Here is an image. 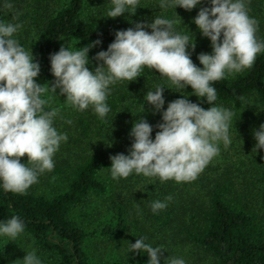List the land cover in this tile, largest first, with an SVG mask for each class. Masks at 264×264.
<instances>
[{
  "label": "trees",
  "instance_id": "obj_1",
  "mask_svg": "<svg viewBox=\"0 0 264 264\" xmlns=\"http://www.w3.org/2000/svg\"><path fill=\"white\" fill-rule=\"evenodd\" d=\"M27 2L0 0V22H14L13 9L23 8ZM6 3L13 7L5 8ZM251 6L259 9L256 4ZM204 7L210 8L211 0H201L189 11L199 13ZM149 11L144 4L138 5L134 14L129 11V24L132 27L138 23L147 25ZM98 15L99 6L93 0H57L55 9L48 3L42 10L34 8L27 15L35 18L28 28L35 32L30 49L33 62L40 65L37 83L42 86L53 84L55 77L51 72L50 56L62 46L79 50L99 40L100 43L88 52L87 67L94 70L103 63L95 57L100 51H107L118 30L100 23ZM24 23H27L26 19ZM173 31L176 33V30ZM256 37L264 42V28H257ZM188 52L193 63L203 68L202 64L192 59L191 51ZM158 86L165 88V103L161 110L156 111L153 105L147 103L145 96ZM212 86L217 93L214 106L240 112L254 96L264 107V52L257 55L253 67L235 75L226 74L224 79ZM109 93L106 104L110 111L104 119L95 113L91 105L83 111L79 110L82 136L79 138V162L41 173L40 181L23 194L5 191L0 182V224L13 216L19 217L25 226L23 232L35 240L47 264H149L147 253L131 252L130 244L137 239H144L153 247L156 244L143 222L137 219V211L124 199L125 179H113L110 157L121 153L129 155L134 142L130 135L134 123L143 118L150 125H159L163 122V111L177 99L186 97L205 110L213 106L206 98L197 97L191 86L179 89L167 77L147 67L135 81L123 80L110 85ZM41 98L48 100L45 111H51V91ZM124 107L132 111L128 121L114 116ZM261 117L264 118V113ZM103 127H116L113 129L116 130L115 139L89 152L86 144L90 145L91 141L88 140H92L93 133L103 130ZM256 156L257 188L239 181L241 160L231 165H227V161L212 163L202 178L198 175L194 180L203 182L206 192L196 198L192 196L187 204L181 195L185 191L177 192L173 182L169 181L160 188L161 197L166 199L170 196V203L154 213L151 205L155 201L151 200L146 219L154 220L160 225L159 229L167 230L178 222L180 240L175 242L172 239L168 247L162 248L163 251L158 254L159 264H169L176 249L187 243L206 251L214 264H264V149ZM21 162L28 165L27 157H22ZM184 183L187 186V182ZM150 187L157 189L159 186L150 184ZM257 189L260 190L255 193ZM162 199L159 201L162 202ZM127 238L129 243L125 246Z\"/></svg>",
  "mask_w": 264,
  "mask_h": 264
},
{
  "label": "clouds",
  "instance_id": "obj_2",
  "mask_svg": "<svg viewBox=\"0 0 264 264\" xmlns=\"http://www.w3.org/2000/svg\"><path fill=\"white\" fill-rule=\"evenodd\" d=\"M108 17L123 15L126 9L132 14L138 0H111ZM201 0H161V8L180 6L193 9ZM11 9L12 4L6 3ZM203 36L208 37L212 54L198 56L203 68L197 67L190 58L188 47L195 49L188 35L173 31L175 21L155 18L150 25L136 24L135 29L117 31L115 40L107 51L97 53L102 61L89 70L88 52L92 45L79 50L62 46L50 56L54 84L36 82L40 65L32 52L26 51L13 38L21 24L0 22V182L5 191L23 194L38 181V175L54 168L53 156L66 134L53 127L59 109L45 111L48 100L42 95L60 89L66 95V103L83 111L90 105L104 119L110 108L106 104L109 86L117 81H135L145 67L167 77L179 89L191 86L193 93L206 98L211 105L205 110L191 103L186 97L168 104L162 113V123L157 125L155 139H151L152 126L143 118L134 123L130 135L134 138L130 154L111 156L113 179L127 178L132 173L145 177H159L163 181H194L210 161L219 154V142L230 145L229 126L233 112L214 106L217 99L214 82L225 75L239 73L253 67L256 57L264 52V42L256 37L258 22L248 15L245 0H211V7L201 8L194 20ZM151 28V33L145 31ZM221 35L223 39L221 40ZM158 86L148 91L145 100L159 111L164 106L163 90ZM71 123V121H68ZM257 144L253 150L264 149V124L254 133ZM27 157L28 166L21 162ZM170 200L171 197H167ZM165 202L155 201L151 208L155 213L165 209ZM24 224L17 216L0 224V234L11 239L24 231ZM160 247H153L137 239L130 244L131 252H146L149 264H159ZM23 264H41L35 252L23 258ZM169 264H185L183 259H171Z\"/></svg>",
  "mask_w": 264,
  "mask_h": 264
},
{
  "label": "rangeland",
  "instance_id": "obj_3",
  "mask_svg": "<svg viewBox=\"0 0 264 264\" xmlns=\"http://www.w3.org/2000/svg\"><path fill=\"white\" fill-rule=\"evenodd\" d=\"M56 2L57 0H28L23 8L13 9L15 15L12 24L22 25V27L14 34L13 38L16 39L19 45L24 47L26 51H31V44L35 37V32L28 28L30 27L29 23L34 22L35 18L34 16L27 17V15L31 14V12L34 11V8L42 10L43 7L48 6V3L53 9H55ZM93 2L97 3L99 6L98 20L103 25L110 26L118 31L127 30L129 28L135 29V27H132L129 24V11H131V9H126V12L121 16L110 18L107 13L113 7L111 0H93ZM167 3L171 5L172 0H167ZM252 3L259 6V9H254L251 6ZM142 4L147 6L150 10L148 13L147 25H150L157 17L173 20L175 21L173 24V30H176V33L178 34L188 35L190 42H195L194 50L191 45L188 47V50L191 51L192 54L191 57L195 62L201 64L198 59V56L201 53H213L210 39L202 35L198 26L194 22L198 13H192L180 6H177L176 8L173 6L161 8V0H138L137 6ZM245 4L248 8V15L257 20V28L262 30L264 28V0H245ZM25 19L27 20L26 24L24 23ZM144 30L149 32V34L152 31L150 27H145ZM235 74L237 73H233L232 75ZM51 101L50 110L53 108L59 109L58 115L54 118L53 127L58 133L67 135V140L61 142L58 151L53 156L54 167H65L67 163L75 165L77 161L79 162V147L81 144L79 142L81 136L78 120L79 109L66 103V95H61L59 88L56 89L55 94L51 92ZM225 109L232 111L234 114L230 121L228 133L231 143L229 146L225 147L223 141L219 142V154L210 161V163L199 174L198 178L203 177L205 170H208V167L212 163H222L227 161V165H231L232 163L241 160L242 173L239 174V181L250 187L257 188L259 185L257 170L258 157L256 155L260 154L263 149H257V151L253 150L257 144L254 133L255 131L260 130V126L263 124H260V122L264 120V118L262 119L261 117L264 113V107L260 100L253 96L250 98L245 109L240 112H236L229 108ZM131 115L132 111L125 107L114 113V116H118V120L122 118L125 121L130 120ZM68 121H71V123H68ZM157 125V123L151 125L153 128L151 139L153 140L155 139L156 132L159 131ZM112 128L116 129V127ZM101 129L103 130H97L93 133L92 140L87 139L88 141H91L90 145L89 143L86 144V146L89 147V152L96 148H101L104 145L106 146L108 142L111 143L115 139L116 130L111 129V127H103ZM83 139L87 141L86 138ZM47 172L48 171H45L44 173ZM40 176L41 175L39 174L38 181H40ZM120 179H125L123 196H126L124 198L126 203H128L132 209L137 211V219L143 222V226L149 233H151L150 237H152L156 247L160 248L168 247L167 245L172 239H175V242L180 240L177 227L178 222L174 227L167 230L159 229L160 225L154 222V220L149 218L146 219V212H148L151 200L159 201L163 198L161 197L163 194L161 193L160 188L165 186L169 181L173 182L174 188H176L177 192L185 191L181 193V195L184 196L183 201L185 204H187L192 198L199 197L206 192V187H204L203 182L201 181L187 182V186H185L184 182L178 183L175 180L162 182L159 177H145L143 174L130 175L127 178ZM150 184H154L155 186L158 185L159 187L153 189L150 187ZM259 190L260 189L254 191L255 193H258ZM162 202L169 204L170 200L163 198ZM124 243L126 246L129 243V238H127ZM173 243L174 241L171 244ZM176 246L177 245H174V247ZM33 251L41 261V264H47L45 260L46 257L39 251L35 240L29 235L22 232L15 238V240L6 235H0V264H23L22 260L25 255ZM172 258L183 259L185 264H214V260L206 253V251L190 243H187L184 247H178Z\"/></svg>",
  "mask_w": 264,
  "mask_h": 264
}]
</instances>
